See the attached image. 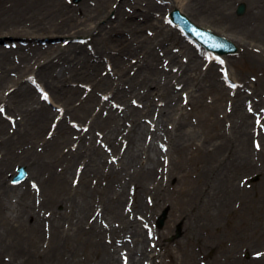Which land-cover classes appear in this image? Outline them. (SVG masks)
Here are the masks:
<instances>
[{
	"label": "bare ground",
	"instance_id": "1",
	"mask_svg": "<svg viewBox=\"0 0 264 264\" xmlns=\"http://www.w3.org/2000/svg\"><path fill=\"white\" fill-rule=\"evenodd\" d=\"M88 1L72 6L65 0H0V37H37L40 30L65 39L86 34L91 36L94 49L76 42L45 48L35 44L28 50L0 45V106L15 121L11 128L0 114V264H121L122 249L128 251V264H139L140 259L152 254L143 222L136 217L149 219L163 208L164 198L171 199V211L176 208L171 217L181 220L186 234L196 230L197 223L204 225V231L223 229V214L225 225L237 211V225L251 217L246 225L249 232L239 226L227 232L231 244L217 251L211 264H264V255L247 261L230 256L239 247L264 245V204L255 205L257 200H251L236 183L241 170L253 169L264 175V163L257 166L255 161L257 157L264 159V136L260 135L259 151L248 144L250 137L253 141V114H259L264 104L262 97L255 98L264 90V82L253 86L251 95L238 88L234 97H227V87L217 80L212 63L202 73L199 56L180 41L179 57L170 48L176 38L156 19L165 7L171 10L179 0H161L169 4L115 0L114 8L110 0H93V5ZM238 1L246 4V14L240 18L231 15V7ZM183 7L191 16L213 24L226 21L222 29L245 47L241 56L249 53L252 61L264 64L259 53L249 49L255 47L250 42L256 41L257 49L264 53V0H186ZM110 11L115 14L113 19L107 18ZM145 26L155 32L144 35ZM129 56L136 58V63H131ZM104 58L117 77L109 76V72L100 74L98 68ZM26 72L51 92L56 106L64 109L63 118L48 138L50 120L57 113L54 115L23 80ZM74 82L73 87L70 84ZM81 82L92 88L86 98L76 100ZM177 86L181 87L179 93ZM4 88L8 95L3 94ZM98 90L108 95L106 100L97 97ZM182 92L193 105L195 124L187 110L182 112ZM226 98L231 100V104L226 103L228 112L222 105ZM108 101L116 102L118 108ZM248 103L252 108L246 109ZM96 106L101 109L96 110ZM67 117L87 125V131L75 132L78 134L72 138ZM228 139L234 156L227 161L218 159ZM192 141H198L194 150H190ZM164 144L168 145L166 154L161 151ZM164 154L169 159L165 174L176 179L171 188L155 177L159 156ZM112 156L116 164H108L107 158ZM16 164L24 166L26 179L12 185L9 176ZM161 173L162 178L163 169ZM70 177L77 178L73 187L67 185ZM30 180L38 184L39 193L30 190ZM101 180H106L105 186L100 185ZM130 185L135 198L132 210L125 213L123 205ZM144 192L152 197L154 207L143 201ZM258 192L262 194H257L258 198L264 200L262 187ZM233 199L240 202L238 207ZM45 223L47 230L43 229ZM106 234L112 240L109 245L103 241ZM195 236L204 248H212L210 241ZM257 248L255 252L264 249ZM167 253L171 264H197L195 252L187 248L181 255Z\"/></svg>",
	"mask_w": 264,
	"mask_h": 264
},
{
	"label": "rangeland",
	"instance_id": "2",
	"mask_svg": "<svg viewBox=\"0 0 264 264\" xmlns=\"http://www.w3.org/2000/svg\"><path fill=\"white\" fill-rule=\"evenodd\" d=\"M65 1L69 2V4H71L72 6H75L78 3H80V1H82V0H65ZM114 1L115 0H110V2H109V5H110L111 8H114L115 7V4H117ZM118 1L119 0H116V2H118ZM154 1H156V0H154ZM158 1L159 0H157L156 2L158 3ZM170 1L165 2V3L169 4ZM88 2H89V4H92V5L94 3L93 0L92 1L89 0ZM185 2H186V0H179V1L175 2V4L177 5L176 7H178L182 12H184L194 23H196L197 25L203 26L205 28H208V29L212 30L213 32H215L217 34H220V35H222V36H224L226 38H229L230 37L229 32H227L226 30H223L222 29V28H225L222 24L224 22H226V21H222L221 24H213V23H211L209 21H204V20L195 18V17L191 16L188 12H186V10H184L183 5L185 4ZM238 3L239 2L233 4V7H231V12H232L231 15L233 17L240 18V17H243L246 14V4L243 2L245 4V8H244L243 13L237 14L236 13V9H237ZM168 8H169L168 6L165 7V10H162L161 13H159V15H157V18L156 19L159 21L160 24H162V27H163V29L165 31L169 32L170 34L172 33V37H175L176 38V41L177 42L171 43L170 48L172 50L179 48V46H177V45H179L180 42L187 43L191 47L192 46L191 43L187 42L185 40V38L183 36H181L177 30L173 29L171 26L168 25V23H166L162 19L163 14L164 13L165 14L167 13L166 11H168ZM114 15L115 14H113L110 11L108 13V15H107V18L113 19L114 18ZM136 19L139 20L141 18L136 17ZM101 22L104 23L105 21H101ZM142 31H143V34L144 35L150 36L151 34H153L155 32V29L153 27L148 28V26H145ZM39 33H40V35L37 36V37H39L38 40H37V42H40V44H43L44 46L46 44L61 43L62 39L65 38V36H63V35H59V36L58 35H54L53 37H51L49 34H45L44 31H42V30H40ZM83 37L86 38L85 44L83 46H85V48H87L88 50H90L93 47V43L91 42V36H87L86 34H85V36L79 35V37H75L74 40L68 38V42L75 41V42H78V43H83L82 42L83 39L80 40V38H83ZM178 41H180V42H178ZM28 42H29V40H28ZM255 42L256 41H251L250 42L252 44V46H255V47H252L251 46L253 50L251 48H249V49H250V51L252 53H259L260 59L264 61V53L259 52V50L257 49L258 46L254 44ZM165 44H167V42ZM235 44L237 45L236 46L237 47L236 52L233 53L232 55H228V56L224 57L225 60H226V63L224 65L228 68V71H229V73H230V75H231L232 78L236 79L239 83H243V84L248 85V88H247V92H248V91H251L252 90V88H250L251 85L257 84L258 82H264V64H260V63L257 64L256 62L252 61L249 53H246V54H244V56H241V53L243 52V49L245 47H242V46L238 45L239 44L238 42L235 43ZM155 48L157 50V53H159V54L162 53V50H160L161 47H159L157 45V46H155ZM91 50L93 51L94 49H91ZM178 56L179 57L180 56L182 57V54H181L180 51H178ZM129 57H130L129 58V61L131 63H136V58H132V56H129ZM200 57H203V55L200 54ZM185 58H186V56L182 58V61H184ZM215 62H213V67H214V70L216 71L217 80L220 81L221 80L220 79V65H218ZM104 63H105V61L103 62V64H100L99 65L98 71L101 72L102 74L103 73L106 74L107 72H109L111 75H114L115 72H114L113 69H111V65H109V68H108L107 65L104 64ZM199 64H200V71L202 73H204V71H206V69H207V68H205V65H207V64L204 65L202 61ZM26 73H27L26 75H28V72H26ZM26 75L24 76L23 80L26 79ZM115 76L117 77V74H115ZM91 87L92 86L88 85V88L91 89ZM80 88L82 90L79 91L76 94L77 95L76 96L77 97L76 100H78V97H87L88 94H89V92H90V90L87 89V88H85L84 91H83V89H84L83 87H80ZM240 88H241V90L244 89V87H240ZM98 91H100V92H98L96 94L97 96H99V94L100 95L102 94L101 90H98ZM3 92L5 94H7L8 90L6 88H4L3 89ZM245 93H246V91H245ZM261 93L264 94V90H262L261 92H259V95L257 97H255V98L260 97L261 96ZM228 97H231L230 94H228ZM157 98L158 97H155L154 100H157ZM186 99L188 100V97L187 96H186V98L184 100H186ZM76 100H75V102H76ZM179 102H181L180 104H183L182 105V107H183L182 112L185 113L186 112L185 110H187L188 111V115L190 116V121L195 124L196 117H195V114H193L194 111H193V105H192L191 101H188L185 104L182 103L181 100ZM227 102L229 103V102H231V100H228L226 98L225 101L222 102L224 112H226L228 110L225 107V105H227L226 104ZM55 108H56L55 106H52V109L53 110ZM66 115H68V114H65V116ZM70 121H72V120H70V117H67L66 124L69 125L70 127H72L70 125ZM168 125L171 126V123H169ZM81 128H83V127L81 126ZM72 135H75V133L73 132L71 134V136ZM229 140L230 139H228V141H226V142H228V145H227L226 149L223 148L221 150L222 153H221V155H219L218 159L221 158L222 160L225 159V161H227V160H230V158H232L234 156V152L232 151V145L229 142ZM197 143H198V141H192L191 142L192 145L190 146V150L191 149L194 150L195 146H197ZM248 144H249V146L251 148H253L252 147V139H251V137L248 140ZM187 155L189 156V154H187ZM166 157H167V155H166ZM257 159H258V160H256V162L258 164L257 166H260L259 164H261L262 162L264 163V159H263V161L259 160V157H257ZM163 161H164V166L162 164ZM159 162H160V164H159V171H158L159 173H157L155 175V177H156L157 180L162 179L161 178V169H162V166H163V171L164 172H167V173H168L167 169L169 167L168 162H167V158H165V156L160 155V161ZM185 165L188 167L189 166V163L186 162ZM195 174L196 173H192L193 176ZM236 176H237L236 177V183H239V186L248 192V195L251 198V200H254V201L257 200L256 203H255V205H257V204H264L263 197L260 196L258 198V195H257V194L262 195L261 192H258L259 191V187H262V190L264 191V175H261V173L255 171L253 169H250V170H241V171H239L238 174H236ZM244 179H246V180H244ZM9 182H10V180H9ZM70 182L72 183L71 177H70V180L67 183V185H70L69 184ZM175 182H176V179H168L167 174H164V176H163V185L165 187L166 186H168L170 188L171 187H174L175 186ZM99 183H100V185L105 186L106 180H101V182H99ZM150 183H151V181L149 182V186L152 187L153 184H150ZM94 185H96V183ZM176 186H178V185L176 184ZM132 187H133V185H130V188H132ZM130 188H129V190H130ZM129 194H130V192L128 191V188H127V195H128V197H129ZM263 194H264V192H263ZM171 195L173 197H176V194H171ZM147 197H150L151 198V196H149L147 193L144 192V194H142L143 201H145L146 203H149L150 206H152V204L154 203V200H150L149 201L148 199H146ZM262 200H263V202H262ZM163 202H165V204H164L163 208H161V211H159L160 213L159 212H157V213L155 212L154 213L155 215L153 214L154 217L152 218V216H151L147 220L148 223H146V225L152 227L154 225V223H155L153 221L156 219V217L158 216V214H162L163 211L166 212L165 213V216H164V219H163L162 227L159 229L158 233L156 232V236L157 235L159 236V241H157V243L159 244L158 246L160 247L161 255L157 259L156 258H153V261H154L153 264H160L162 261L167 262V260H168V257L166 256L167 254H165L163 252L164 245L170 247L173 251L177 250V252H178L179 255H181V251H183V247H188V248L190 247V250H192V251H194L196 253V257H197V260H198V264H207V262L214 256V254L217 251L223 250L224 247L226 248V246H229L231 244L230 243V240H229V239H231V237L227 233L228 231L233 232L236 229V227L239 226L241 229H243V231L249 232V228L246 227V225L252 220V218L249 217L247 219L248 222H246L245 224L237 225L238 219H240V217H239L240 213L237 211V212H235L234 214L231 215V219H233V220H231L228 223L229 225L228 224L225 225L226 220H225L224 214L221 215L222 220L220 221V224L224 227L223 229H208L207 231H204V229L202 228V227H204V225H201V224L197 223L198 226H197L196 230L195 229H190L187 232V234H186V230L184 229L182 231V233L180 231V234H179L178 237L172 238V236L175 235L176 226H177V223L180 220H176L173 217H171V216L174 215V213L176 211V208H173V211L174 212L171 211L172 210L171 209V199L170 198H168V199L167 198H164L163 199ZM233 202L235 203L234 204L235 207H237V205L239 203L238 199L234 200ZM257 202H259V203H257ZM126 205H127V208H129L128 198H127V201L125 202V204L123 205V208ZM153 207H154V204H153ZM169 207H170V209H169ZM61 208L62 207L59 205L58 206V210H61ZM185 210H186V213H188V212L191 213L192 212L191 210H187V209H185ZM263 210H264V205H263V208H261V211H263ZM182 218L183 217H181V219ZM213 222L214 221H212V223ZM210 224L211 223H209V225ZM117 225H118V223L116 222L115 223V226H117ZM167 226L170 228V232L169 233L167 231ZM198 227H200V228H198ZM44 228H45V230H47L48 229V226L45 224V225H43V229ZM198 231H202V232H198ZM163 233L166 234V235L163 236L162 235ZM185 234H186V236H185ZM195 235H197L198 237H200V238H202V239H204L206 241H210V244L212 245L213 250L212 249H208V248H204L203 247V243L199 242V240H197L195 238L196 237ZM183 238L185 239V241H182ZM105 239H108L109 240V237H105ZM105 242L106 243H109L107 240H105ZM260 247L264 248V245H261ZM255 248H257V247L251 248L249 250H245V247L244 248L239 247L237 250H235L234 252H232L230 256L233 258V260H235V259L238 260L239 258H243L245 261H247V259H249V257L253 256V253L251 251H254ZM259 248H257V249H259ZM208 252H210V253L208 254ZM163 264H165V263H163Z\"/></svg>",
	"mask_w": 264,
	"mask_h": 264
},
{
	"label": "snow or ice",
	"instance_id": "3",
	"mask_svg": "<svg viewBox=\"0 0 264 264\" xmlns=\"http://www.w3.org/2000/svg\"><path fill=\"white\" fill-rule=\"evenodd\" d=\"M45 99L47 98V97H44ZM0 111H3V109H0Z\"/></svg>",
	"mask_w": 264,
	"mask_h": 264
}]
</instances>
